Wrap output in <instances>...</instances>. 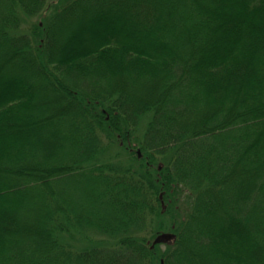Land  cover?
<instances>
[{
	"label": "trees",
	"instance_id": "16d2710c",
	"mask_svg": "<svg viewBox=\"0 0 264 264\" xmlns=\"http://www.w3.org/2000/svg\"><path fill=\"white\" fill-rule=\"evenodd\" d=\"M0 264H264V0H0Z\"/></svg>",
	"mask_w": 264,
	"mask_h": 264
}]
</instances>
